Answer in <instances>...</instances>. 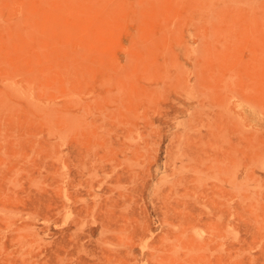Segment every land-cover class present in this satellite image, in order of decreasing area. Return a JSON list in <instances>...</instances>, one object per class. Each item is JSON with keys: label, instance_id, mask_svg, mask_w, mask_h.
<instances>
[{"label": "rangeland", "instance_id": "rangeland-1", "mask_svg": "<svg viewBox=\"0 0 264 264\" xmlns=\"http://www.w3.org/2000/svg\"><path fill=\"white\" fill-rule=\"evenodd\" d=\"M0 264H264V0H0Z\"/></svg>", "mask_w": 264, "mask_h": 264}]
</instances>
